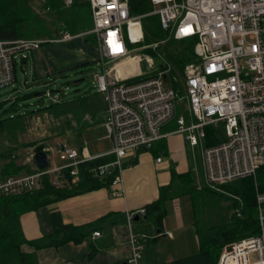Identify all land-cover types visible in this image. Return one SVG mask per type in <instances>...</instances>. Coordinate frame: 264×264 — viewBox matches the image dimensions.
<instances>
[{
    "label": "built area",
    "instance_id": "obj_1",
    "mask_svg": "<svg viewBox=\"0 0 264 264\" xmlns=\"http://www.w3.org/2000/svg\"><path fill=\"white\" fill-rule=\"evenodd\" d=\"M153 12L164 29L176 39L197 38L195 53L199 61L186 68V94L180 96L164 81V72L142 70L140 54L132 55L143 40L142 15L130 13L128 0H89L94 34L99 50L94 74L99 91L106 93L108 108L104 122L113 141L104 153L112 159L92 167L100 179L112 176L110 194H125L124 171L133 165L141 151H150L160 139L181 133L192 146H202L205 180L211 186L255 176L264 166V0H151ZM73 35L63 32L61 39ZM48 38L0 39V89L16 80L18 62ZM133 59L121 72L119 64ZM148 69L154 60L147 57ZM142 77L135 80L136 77ZM186 100L190 117L180 113L174 131H164ZM223 126L225 136L216 144H203L207 127ZM216 134V133H215ZM217 135V134H216ZM48 153L54 151L46 147ZM63 164H52L31 174L13 175L0 180V196L41 187L45 175L61 186L65 169L71 183L79 181V166L102 155L91 154L87 146L74 148L68 142L55 149ZM50 159V157H49ZM162 156L157 157L160 162ZM198 188H201L199 185ZM258 234L227 244L219 264L230 256L239 264H264V191H257ZM145 208L128 211L129 223ZM100 235L99 231L94 232ZM146 239L131 231L130 254L124 264H143L141 250ZM228 245L232 248L229 250Z\"/></svg>",
    "mask_w": 264,
    "mask_h": 264
},
{
    "label": "trees",
    "instance_id": "obj_2",
    "mask_svg": "<svg viewBox=\"0 0 264 264\" xmlns=\"http://www.w3.org/2000/svg\"><path fill=\"white\" fill-rule=\"evenodd\" d=\"M35 1L0 0V39L60 38L63 32L76 35L93 27L89 0H70L69 3H67L68 0H39L40 11L34 10ZM128 2L132 15H142L144 38L137 43V46L144 53L156 58L159 63V71L164 72L165 84L173 88L180 96H185L186 66L199 61L195 53L197 38L176 39L169 30L162 27L159 14L153 12L155 6L151 0H128ZM46 11L54 14L56 19L49 23L42 18ZM90 35H86L85 39L88 40ZM26 60L27 58H23L21 62ZM45 94L46 91L43 92V95ZM28 96L29 94H26L25 98ZM58 103L59 101H55L52 104ZM25 105L22 106L15 100L10 107H5L3 112H0V132L8 129L7 121L9 119L19 117L25 122V119L31 116L43 114L42 110L45 108L38 100L34 109H28ZM180 113L177 110L172 122L176 121ZM183 113L185 114V112ZM185 115L188 117L187 112ZM9 128L15 130L18 127L10 125ZM221 140L222 138L217 137L212 127H207V145L216 144ZM161 141H157L151 150L158 154H164L166 151L164 144L156 148ZM38 143L45 144V147L48 146L45 138L39 142L32 141L21 143V145L36 147ZM0 159L3 160L0 165V180L13 175L31 174L37 171L32 160L19 162L16 148L1 151ZM111 159L112 157L106 155L80 164L79 181L75 184L71 183L70 169H65L63 171L65 177L61 186L54 185L52 183L53 175L48 174L43 177L41 187L0 196V264H39L36 255L25 250L24 245L41 249L48 246H60L69 241L81 242L88 235L86 227L62 223L59 213L53 214V219H56V229L52 235H44L38 239L27 238L22 229L21 215L77 194L101 187H110L112 176L100 179L94 175L91 169L93 166ZM135 162L136 159L132 161L133 164ZM172 176L170 184L161 186L158 196L143 206L146 211L144 218L152 221L160 230H162L163 219L166 216L168 199L191 192L194 187L200 190L212 189L211 186L198 188L194 184V173L191 171L178 174L172 170ZM219 185L225 191H221V193L230 192L235 196V211L230 219L224 224L212 226L206 230H198L199 250L189 256L177 258L168 264H218L225 245L260 232L256 189L264 191V166L258 169L255 176L244 177L232 184ZM94 253L95 251L92 250V254Z\"/></svg>",
    "mask_w": 264,
    "mask_h": 264
},
{
    "label": "rangeland",
    "instance_id": "obj_3",
    "mask_svg": "<svg viewBox=\"0 0 264 264\" xmlns=\"http://www.w3.org/2000/svg\"><path fill=\"white\" fill-rule=\"evenodd\" d=\"M69 2L70 0L67 1V3ZM39 4V0L34 2L35 11H40ZM47 12L43 14L42 18L50 23L56 19V16ZM85 32L87 31H84L80 36L73 37L71 41L45 42L38 49L27 53L25 62L17 63L15 69L16 80L12 85L0 89V104H2L0 105V112H3L5 107H10L15 100L22 106L26 104L25 106L28 109H34L38 100L45 108L42 110L43 114L31 116L25 119V122L19 117L9 119L7 121L9 130L5 129L0 132V152L16 148L19 162H29L32 160L35 147L30 145L24 147L21 143L39 142L45 138L48 146L54 149V151L49 152L52 164H63L64 160L55 152L58 143L61 141L68 142L74 148H79L81 145L88 146L92 153L98 151V146L103 143L101 140L107 143L111 142L102 123L108 108L106 93L98 90L94 79L95 72L99 70L96 65L97 40L95 35L91 33L86 34H91L88 37L89 39L86 40ZM135 46L137 44L133 47ZM131 54L141 55L143 71L154 74L159 72V63L155 57L144 53L141 48ZM148 56L154 60V68L150 70L148 69ZM85 59L90 61L84 65L74 66ZM132 60H129V62ZM64 61H67L65 64L69 65H64L65 67L61 71L43 73L42 68L44 65L48 66L49 63L56 64ZM126 63L119 67L122 68V71L125 65H129V63ZM44 91H46L45 95L37 94ZM26 94H29L27 98H25ZM55 101H59V103L52 104ZM185 109H187L186 100L179 101L178 110L184 112ZM10 125L18 128L15 130L10 129ZM215 133L217 137L223 138L225 136L224 127L220 126L215 130ZM205 142L203 140V144ZM201 148V145L191 148L189 157L191 168L195 172L194 184H202L207 187L211 185L204 181L200 170ZM2 161L0 159V165ZM238 180L230 183H235ZM211 187L215 190H200L194 187L191 192L179 196L184 208L185 218L190 224L187 226L192 228L193 232L196 229L197 231L206 230L209 227L224 224L235 211L234 194L230 192L221 193V191H225L219 184ZM256 190L260 191L258 188ZM169 219L173 221L172 216H169ZM132 225L136 230L137 227L144 225L150 227L151 223L142 220L133 221ZM160 253L161 246L159 243L144 242L141 250V262L143 264H159Z\"/></svg>",
    "mask_w": 264,
    "mask_h": 264
},
{
    "label": "crops",
    "instance_id": "obj_4",
    "mask_svg": "<svg viewBox=\"0 0 264 264\" xmlns=\"http://www.w3.org/2000/svg\"><path fill=\"white\" fill-rule=\"evenodd\" d=\"M81 34L73 35V37ZM72 38H52L54 40L51 42H66V40L71 41ZM98 59L99 50L97 47L96 60L98 61ZM89 61V59H85L74 66L84 65ZM65 63L67 61L56 64L49 63L48 66H43L42 71L46 74L59 72L64 69ZM96 65L98 66L97 62ZM121 72H123L122 69ZM184 112L185 114L187 112L188 117H190L187 109ZM105 119L106 116L102 122L103 125ZM172 120L164 126V131L176 129V121L172 122ZM160 140L162 141L157 144L156 148L164 144L166 150L164 154H158L152 150L141 151L136 157V162L124 171V195L112 196L110 187H101L23 213L20 218L22 229L25 236L30 239H38L55 232L56 219H53L54 213L60 214L62 223L84 226L88 232V235L79 243L69 241L60 246H48L41 249L25 245V250L34 253L39 264H124L130 254L129 237L132 231L137 235L148 237L146 241L148 243L149 241L155 244L159 243L161 246L159 264H168L177 258L196 253L199 250L198 231L196 229L193 232L192 228L187 226L190 224L185 218L179 196L167 200L166 216L163 219L160 232H157L158 228L152 221L144 218L145 214L137 213L132 222L143 220L150 222V227L144 225L135 230L132 222L129 223L127 218L128 211L141 209L146 203L158 196L161 186L170 184L173 177L172 170L178 174L193 172L189 153L194 146L190 145L181 133L173 132ZM110 141L107 143L101 140L103 143L98 146V151L94 153L87 147L91 154L106 156L104 153L113 146L111 138ZM81 147L83 146L81 145L79 148ZM109 156L112 157V155L107 154V157ZM159 156H162L160 162L157 161ZM200 170L204 181H206L202 152ZM193 173L195 175V172ZM196 185L204 187L202 184ZM169 216H172L173 221H170ZM95 231H99L100 235H95ZM92 250L95 251L94 254H92ZM223 264L239 263L232 260L230 256H225Z\"/></svg>",
    "mask_w": 264,
    "mask_h": 264
},
{
    "label": "water",
    "instance_id": "obj_5",
    "mask_svg": "<svg viewBox=\"0 0 264 264\" xmlns=\"http://www.w3.org/2000/svg\"><path fill=\"white\" fill-rule=\"evenodd\" d=\"M37 94L43 95V92L37 93ZM32 162L37 169H43V168L50 166L49 153L45 147V144L40 143L36 145V147L34 148ZM157 232H160V229H158ZM231 248L232 246L228 245V249L230 250Z\"/></svg>",
    "mask_w": 264,
    "mask_h": 264
},
{
    "label": "bare ground",
    "instance_id": "obj_6",
    "mask_svg": "<svg viewBox=\"0 0 264 264\" xmlns=\"http://www.w3.org/2000/svg\"><path fill=\"white\" fill-rule=\"evenodd\" d=\"M128 62V61H127ZM126 63V62H125ZM129 63V69L132 71L135 67H137V61H134V60H132V61H130V62H128ZM124 65V63H122V64H119L118 65V68L120 67V66H123ZM125 68H126V65L124 66ZM121 69L122 68H119V70L121 71Z\"/></svg>",
    "mask_w": 264,
    "mask_h": 264
}]
</instances>
